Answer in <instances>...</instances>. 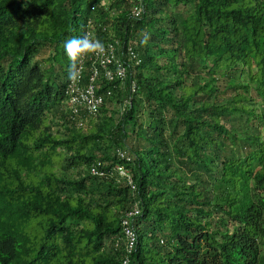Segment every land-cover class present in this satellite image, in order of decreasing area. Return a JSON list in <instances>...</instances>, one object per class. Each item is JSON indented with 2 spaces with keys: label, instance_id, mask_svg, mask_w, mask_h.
Wrapping results in <instances>:
<instances>
[{
  "label": "trees",
  "instance_id": "16d2710c",
  "mask_svg": "<svg viewBox=\"0 0 264 264\" xmlns=\"http://www.w3.org/2000/svg\"><path fill=\"white\" fill-rule=\"evenodd\" d=\"M80 23L125 70L96 115ZM124 261L264 264V0H0V264Z\"/></svg>",
  "mask_w": 264,
  "mask_h": 264
},
{
  "label": "built area",
  "instance_id": "2783aa9c",
  "mask_svg": "<svg viewBox=\"0 0 264 264\" xmlns=\"http://www.w3.org/2000/svg\"><path fill=\"white\" fill-rule=\"evenodd\" d=\"M136 3L140 2L141 0H132ZM141 9L137 5H132L131 14L137 17ZM133 56V55H132ZM134 58V57H133ZM82 59V57H81ZM78 62V69L75 71L74 75L72 76L71 80L69 81L68 85L65 89V106L67 109L71 111L73 114L78 113V111L85 110L91 115H96L101 107L104 104V100L106 96H110V92L107 91L105 94H96V88L94 87V82L98 74V68L96 65L102 69V75L105 80H123L125 77V70L121 66V63L115 58L114 56V47L111 44H107L104 47L103 51H97L94 53H90V60L92 61L91 65V75L86 84H81L82 81V68L83 63L82 60ZM115 64L116 68L115 71H111L108 67L110 64ZM123 82V81H122ZM123 84V83H120ZM134 85H132L133 90ZM130 102L128 100H123L121 104L118 105L119 112L122 113ZM120 170V169H117ZM92 174H97V172L92 169ZM121 173V172H120ZM123 175V173H121ZM124 234L127 242L128 250H131L134 246L136 241V236L132 231L129 229H124ZM126 264V261L123 262Z\"/></svg>",
  "mask_w": 264,
  "mask_h": 264
},
{
  "label": "clouds",
  "instance_id": "9594fccd",
  "mask_svg": "<svg viewBox=\"0 0 264 264\" xmlns=\"http://www.w3.org/2000/svg\"><path fill=\"white\" fill-rule=\"evenodd\" d=\"M63 48L68 59L76 61L82 54L103 51L104 44L99 39H92L88 35H84L66 40Z\"/></svg>",
  "mask_w": 264,
  "mask_h": 264
},
{
  "label": "rangeland",
  "instance_id": "374dc122",
  "mask_svg": "<svg viewBox=\"0 0 264 264\" xmlns=\"http://www.w3.org/2000/svg\"><path fill=\"white\" fill-rule=\"evenodd\" d=\"M83 30H84V27H83L82 23H80V24H79V27H78V29H77V31H76L75 34H74V38H78V37H80L81 34L83 33ZM46 54H47V51H46L45 55H46Z\"/></svg>",
  "mask_w": 264,
  "mask_h": 264
}]
</instances>
